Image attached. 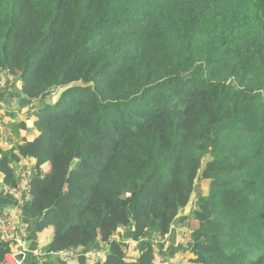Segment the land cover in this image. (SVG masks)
Masks as SVG:
<instances>
[{
  "label": "trees",
  "instance_id": "1",
  "mask_svg": "<svg viewBox=\"0 0 264 264\" xmlns=\"http://www.w3.org/2000/svg\"><path fill=\"white\" fill-rule=\"evenodd\" d=\"M0 71L39 103L38 136L0 144L4 183L22 157L44 166L24 264H264V0H0ZM186 219L189 239L154 243Z\"/></svg>",
  "mask_w": 264,
  "mask_h": 264
},
{
  "label": "built area",
  "instance_id": "2",
  "mask_svg": "<svg viewBox=\"0 0 264 264\" xmlns=\"http://www.w3.org/2000/svg\"><path fill=\"white\" fill-rule=\"evenodd\" d=\"M16 77L9 75L7 72L0 71V91H3L9 87L11 83L16 81ZM57 90L53 91L50 95L52 98ZM29 107H36V102H30L28 100ZM5 120L0 112V144L7 145L11 139L9 131L4 128ZM1 160V155H0ZM8 170L13 173L15 178L18 180L17 186L13 187L9 184H6L0 180V192L7 194L16 201L15 206L8 212H0V239L1 241L8 246L9 252L4 257L3 264H24L26 254L28 252L25 237L27 236L26 230L27 225L22 222V210L25 204L29 201L27 196L29 192V184L33 175L39 170L42 172L44 166L38 167L37 161L34 157L27 156L22 157L15 164L10 163L8 165ZM0 168V178L5 177ZM176 229L174 226L171 227L170 232L163 237L153 238L155 244H160L169 239L171 233ZM184 238L189 239V235H183ZM137 243L134 241L125 240L124 244L129 246L130 249L136 250ZM33 255L37 259L42 260L46 258L45 253L41 249H36L33 252ZM50 260L55 262H61L63 264H69L74 261L78 254L73 250H66L59 253H52L49 255ZM85 260L88 263H94L96 261H101L104 258V255L98 249H92L84 254ZM158 263H162V260L159 258Z\"/></svg>",
  "mask_w": 264,
  "mask_h": 264
},
{
  "label": "crops",
  "instance_id": "3",
  "mask_svg": "<svg viewBox=\"0 0 264 264\" xmlns=\"http://www.w3.org/2000/svg\"><path fill=\"white\" fill-rule=\"evenodd\" d=\"M20 84L19 82L11 83L7 89L0 91V112L2 113L5 122L11 121V124H17V123H24L25 129H20L19 131V137H14L11 133V129L6 126V123L4 125V128L9 131L10 135L12 136L9 140L8 144L3 146L4 149H7L8 147L15 145L17 143H21L22 140H26L27 142L33 141L37 136L38 133L33 128V119L31 118V113L35 108L38 107V101H35L37 104V107H29L28 106V99H24V97L20 94L19 90ZM30 101V100H29ZM32 102V101H30ZM10 113L14 115V119H10ZM6 115H9L6 117ZM11 142V143H10ZM45 169L47 170L48 167L46 166ZM5 177H1L0 180L3 182V179ZM16 201L12 199V197L8 196L7 194L0 192V212H8L15 206ZM185 222V221H184ZM177 229V231H173L171 234L179 235V231H182L184 228V225H179L176 223L174 225ZM188 232V231H187ZM38 238L42 239V244L39 242L38 239V249H42L44 246H46L48 243L51 242V232H45V234L38 235ZM183 241V239H180ZM184 256V254H183ZM179 255H176V259L173 261H176ZM163 263V258L160 257ZM43 262H49V261H43ZM50 264H53V262H49ZM75 264V263H73Z\"/></svg>",
  "mask_w": 264,
  "mask_h": 264
},
{
  "label": "rangeland",
  "instance_id": "4",
  "mask_svg": "<svg viewBox=\"0 0 264 264\" xmlns=\"http://www.w3.org/2000/svg\"><path fill=\"white\" fill-rule=\"evenodd\" d=\"M16 82H18V81H15V83ZM46 103H51V99L50 98H47V100H46ZM205 187V186H204ZM192 206V205H191ZM188 213V211L186 210V212H185V214H187ZM184 218V217H183ZM185 222H188V224H187V226H185L184 225V228H183V230L182 231H179V233L180 234H183V235H185V234H187V231H188V229L189 228H191V227H195V223L191 220V219H186L185 220ZM176 229V228H175ZM177 231V229L175 230V232ZM39 239V242L42 244L43 242H42V239H40V238H38ZM43 245V244H42ZM185 256V255H184ZM75 261H72L71 263H69V264H73ZM158 263V262H157ZM186 263V259H183L182 260V264H185ZM158 264H162V263H158ZM181 264V263H180Z\"/></svg>",
  "mask_w": 264,
  "mask_h": 264
},
{
  "label": "water",
  "instance_id": "5",
  "mask_svg": "<svg viewBox=\"0 0 264 264\" xmlns=\"http://www.w3.org/2000/svg\"><path fill=\"white\" fill-rule=\"evenodd\" d=\"M75 87H82L81 83H72L70 85H67L65 87H62L56 91L54 96L52 97V103L56 104L61 99L62 95L69 89L75 88Z\"/></svg>",
  "mask_w": 264,
  "mask_h": 264
},
{
  "label": "clouds",
  "instance_id": "6",
  "mask_svg": "<svg viewBox=\"0 0 264 264\" xmlns=\"http://www.w3.org/2000/svg\"><path fill=\"white\" fill-rule=\"evenodd\" d=\"M51 101H52V98H51Z\"/></svg>",
  "mask_w": 264,
  "mask_h": 264
}]
</instances>
